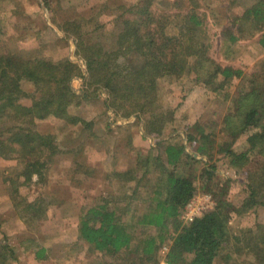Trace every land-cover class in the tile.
Masks as SVG:
<instances>
[{
	"label": "trees",
	"instance_id": "trees-1",
	"mask_svg": "<svg viewBox=\"0 0 264 264\" xmlns=\"http://www.w3.org/2000/svg\"><path fill=\"white\" fill-rule=\"evenodd\" d=\"M52 1L55 0H43L46 7ZM156 1L135 0L103 9L102 13L113 17L109 34L99 32L102 27L98 25L85 30L80 20H62L58 29L64 34L57 33L67 40L70 51L60 60L44 55L23 58L8 51L2 43L0 26V157L24 163L16 176L23 178L21 184L46 182L60 146L56 135L36 129V121L51 116L71 125L88 126L85 119L70 113V107L101 95L111 122L138 120L150 145L144 155L137 154L135 166L105 173L108 179L116 178L125 187L130 185L129 194L122 196L126 199L122 204L103 194L97 203L83 207L77 223L83 242L115 258L133 256L130 264H156L155 253L166 239V228L172 224L175 231L168 235L167 264H213L231 238L239 245L237 248L244 244L247 254L253 256L248 264H264V222L255 218L246 231L235 236L228 228L231 212L264 205V63L260 72L250 75L248 83L252 87L232 95L234 110L222 121L232 140L220 142L217 147V152L223 153L232 165L244 170L248 195L244 205L237 208L215 192L211 209L182 224L181 212L196 193V177L189 172L193 163L203 164L200 179L207 191H213L210 185L218 173L215 162H210L213 140L209 133L198 135L187 130L179 142H165L162 135L173 121V110L159 105V81L193 70L197 81L220 93L244 73L240 68L223 66L208 55V44L200 38L202 21L194 11L199 0H187L190 8L180 15L182 24L174 25L171 32V14L158 12L154 8ZM240 1L245 0L228 3L234 6ZM240 10L232 21L235 29L223 32V40L233 43L238 37L259 33L258 43L264 49V0H253ZM194 126L200 124L196 122ZM244 133L248 148L234 151L232 141ZM155 166L159 167L156 177ZM147 178L154 179L149 188L150 205L135 215L137 212L131 207L139 190L150 185L145 183L149 182ZM49 199L47 203L42 198L37 203H27L23 209L26 214L19 212V218L26 222L31 214L42 219ZM126 214L135 221L129 222ZM139 227L156 228L159 233L139 235ZM31 239L23 247L25 250L34 246ZM46 249L39 247L35 258L46 259ZM13 252L9 244H2L0 264H6Z\"/></svg>",
	"mask_w": 264,
	"mask_h": 264
},
{
	"label": "rangeland",
	"instance_id": "rangeland-1",
	"mask_svg": "<svg viewBox=\"0 0 264 264\" xmlns=\"http://www.w3.org/2000/svg\"><path fill=\"white\" fill-rule=\"evenodd\" d=\"M133 1L135 0H55L50 7H46L43 0H0L2 43L5 49L23 58L44 55L60 60L68 56L70 51L67 40L59 35L64 34L58 29L62 20H80L85 30L98 25L102 27L99 32L109 34L108 28L113 17L102 13L103 9ZM252 1H240L231 6L228 0H199L194 8L202 21L200 38L208 44V55L223 66L231 65L242 69L244 75L241 78L232 79L220 93L213 92L204 83L197 81L193 70L178 78H162L158 85L159 105L173 110V121L162 135L165 142H179L180 136L187 130L198 135L209 133L212 137L213 148L210 152L213 157L210 162H215L218 172V176L212 178V192L207 191L200 179L203 164L193 163L189 167V172L196 177L195 201L200 207L204 206L205 211L214 206L215 197L212 194L215 192L222 200L237 208L244 205L243 201L248 196L244 185V170L232 165L223 153L217 152V147L220 142L232 140L222 121L225 115L234 110L233 96L239 90L251 86L248 83L250 75L260 72L264 63V49L258 43L259 33L250 37H238L233 43L224 41L222 36L228 28L235 29L233 18L239 16L240 9ZM154 8L158 12L171 14V32L174 25L182 24L180 15L190 7L187 0H157ZM69 111L85 119L90 125H71L51 116L37 120L35 124L40 132L56 135L60 146V151L55 155L47 173L46 182L21 184L23 178L16 176L24 163L0 157V213L7 208L9 202L13 210L4 214L19 217L18 213L23 211L27 203H37L40 198L46 203L49 198L51 201L43 217L41 216L42 219L33 218L31 214L26 222L20 218L24 227L22 232L12 231L14 233L11 235H5L0 231V246L9 244L13 248L14 245L18 250L16 255L13 252L6 264H119L120 261L130 264L132 260L133 256L127 259L125 254V258L124 255L122 258H115L103 254L83 242L77 232L78 216L83 207L97 203L103 194L111 195L113 201H120V204L125 202L126 199L123 200L122 196L129 194L127 189L130 185L125 187L116 178L108 179L105 173L123 166H135L137 154L144 155L149 149L150 141L143 134L138 120L111 122L110 113L106 110L101 95L71 106ZM196 122L200 124L199 127L194 126ZM248 145L247 133L232 141L234 151L245 150ZM158 174L159 167L155 166L153 175L156 177ZM34 180L36 179L33 178ZM153 182V178L149 182L145 181L150 185L142 187L137 197L135 196L131 207L137 212L135 215L150 205L148 196L152 189L149 188H152ZM214 182L218 183V188H215ZM131 185L133 186V182ZM13 197L17 203L11 199ZM23 213L26 214L24 211ZM125 217L129 222L135 221L129 214ZM255 218L258 219L256 221L264 222V205L245 208L240 213L231 212L228 228L232 236L240 234L242 230L246 231ZM179 220L182 224L185 223L181 216ZM169 225L165 232L166 239L155 253L156 264H167L165 254L167 243L170 242L168 235L175 231L173 225ZM136 232L139 235L145 232L155 236L159 233L156 228L140 227ZM30 236H33L34 241ZM29 239L34 246L25 250L23 247L29 244ZM237 245L231 238L213 264H248L253 261V256L247 254L244 244H240L241 248H237ZM41 246L47 248V258L35 260L34 252ZM29 252L32 253L27 254ZM225 254H229L228 258H225Z\"/></svg>",
	"mask_w": 264,
	"mask_h": 264
},
{
	"label": "crops",
	"instance_id": "crops-1",
	"mask_svg": "<svg viewBox=\"0 0 264 264\" xmlns=\"http://www.w3.org/2000/svg\"><path fill=\"white\" fill-rule=\"evenodd\" d=\"M119 168H122V167H119ZM123 168H124V166H123ZM11 209L13 210V206H12L11 202H9V204L7 205V208H5V210L2 213H0V231L5 233V235L6 234L11 235L14 232L15 233L16 232H22V230L24 229L23 224L21 223L22 220L19 217H17V216L12 217V215L11 216L7 215V213L4 214V212H10ZM8 214H10V213H8ZM12 222H14V223H12ZM12 224H14V227L12 226ZM18 227H19V229L17 230ZM13 229H15V230H13ZM12 231H14V232H12ZM13 251H14L15 255L17 254L16 252H18V250L16 249V247L14 245H13ZM30 253H32V252H29L27 254H30ZM33 257L36 260L34 255H33Z\"/></svg>",
	"mask_w": 264,
	"mask_h": 264
},
{
	"label": "built area",
	"instance_id": "built-area-1",
	"mask_svg": "<svg viewBox=\"0 0 264 264\" xmlns=\"http://www.w3.org/2000/svg\"><path fill=\"white\" fill-rule=\"evenodd\" d=\"M207 197L210 200L209 196ZM195 200L196 199L193 197V199L185 206V208L181 212L180 216L185 221V224L189 223L194 217L200 215L205 211L204 206L200 207V205H198Z\"/></svg>",
	"mask_w": 264,
	"mask_h": 264
}]
</instances>
